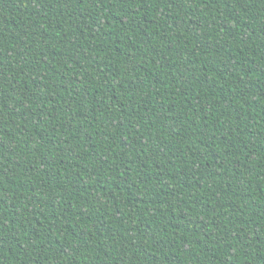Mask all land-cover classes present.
Segmentation results:
<instances>
[{
  "label": "trees",
  "instance_id": "trees-1",
  "mask_svg": "<svg viewBox=\"0 0 264 264\" xmlns=\"http://www.w3.org/2000/svg\"><path fill=\"white\" fill-rule=\"evenodd\" d=\"M0 264H264V0H0Z\"/></svg>",
  "mask_w": 264,
  "mask_h": 264
}]
</instances>
